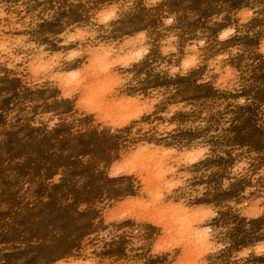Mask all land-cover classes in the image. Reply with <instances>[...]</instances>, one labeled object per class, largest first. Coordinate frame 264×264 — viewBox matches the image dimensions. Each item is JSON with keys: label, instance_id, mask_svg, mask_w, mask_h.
<instances>
[{"label": "bare ground", "instance_id": "6f19581e", "mask_svg": "<svg viewBox=\"0 0 264 264\" xmlns=\"http://www.w3.org/2000/svg\"><path fill=\"white\" fill-rule=\"evenodd\" d=\"M114 1L5 0L10 8L0 6V95L8 97V101L0 99V230L5 220L10 225L18 222L21 236L33 235L43 243L51 242L36 245V249L32 243L20 245L41 257L43 264H100L97 258L109 260L122 246L130 248L129 240L117 236L109 242L105 234L103 239L108 244L102 248L103 255L96 256L82 246L76 251L69 241L61 239L73 236L82 225L83 220L71 214V207L77 210L74 204L110 198L125 212L119 215L113 210V217L107 220L111 224L91 225L88 216L96 214L95 206H91L89 215L79 211L78 216L88 217L87 228L95 234L105 228L137 230L133 235L141 245L135 253L140 264L264 263V240L247 237L238 245L246 230L242 217L259 212V201L248 200L245 184L255 177L259 162L255 158L248 165L233 152L223 155V149L209 147L208 140L198 141L201 133L192 124L162 120L157 131L147 134L143 130L148 122L143 116L157 103L159 93L149 98L144 95L141 74L144 68L153 66V53L157 56L159 50L168 54L174 45L159 40L157 35L145 36L134 24L142 15L141 9L132 8L127 0H116L118 5ZM182 1L201 4L205 9L212 6L210 0ZM180 6L179 0H166L152 11L154 21L160 20L167 34L176 29L170 20ZM161 12H167V16ZM226 27L193 24L188 32L192 40L187 42L184 56L172 58L177 61L169 63L170 69H163L175 79L181 77L173 81L180 94H186L188 82L201 73L199 59L206 56L208 48L200 46L203 39L212 38L222 47L235 43L234 36H226L228 40L222 42L230 34ZM161 71L157 69L156 73ZM158 79L170 85L163 74ZM166 100L162 112L167 116L174 111L172 105L179 107L175 104L179 100ZM56 114L63 123L51 133L45 126ZM14 118L16 121H12ZM111 119H136L144 136L136 138L131 133L126 140L124 132L104 131L103 124ZM36 125L45 128L35 132ZM173 125L176 130H172ZM14 129L21 131L24 142L12 136ZM41 135L45 139L36 140ZM72 141L94 154L88 164L72 158L71 151V157L64 154L61 143L70 145ZM236 141L238 147L249 144L263 156L264 130L253 135L244 130ZM58 173L61 180L56 177ZM33 180L39 183L40 192L26 201L21 190L25 182ZM43 197L48 201L41 202ZM66 198L71 199L72 205H66L69 212L62 201ZM13 229L14 236H20ZM42 235H48L49 240L41 239ZM227 241L232 242L231 247L221 251L222 242L225 245Z\"/></svg>", "mask_w": 264, "mask_h": 264}, {"label": "rangeland", "instance_id": "374dc122", "mask_svg": "<svg viewBox=\"0 0 264 264\" xmlns=\"http://www.w3.org/2000/svg\"><path fill=\"white\" fill-rule=\"evenodd\" d=\"M4 1L5 0L0 2V6L3 5L4 9L7 7L10 8V4L7 2L3 3ZM127 1H130L129 4L132 6V8L136 7L139 10L141 9L142 15L139 16L138 20L134 24L137 23L140 31L143 32L145 36L148 38H155L157 35L159 40H164V42L167 41L174 45L172 52L166 50V52H169L168 54H164L159 50H157V56L153 53V66L150 68V70L148 67L144 68V72L141 74L143 80L140 81L144 95L148 96L149 98L153 94L159 93L157 103L155 105H151L148 113L143 116H146L145 118L148 119L146 128H143V130L146 129L144 131L147 134L155 130L157 131L158 127H160L158 126V121L162 120H167L169 123L170 121L175 123L180 122L184 125L187 124V126L192 124L191 127L197 128L201 133V137H198L197 140L200 141L201 138H203L205 141L208 140L207 142L209 143V147L222 148L223 150L221 154L227 155V153L233 152V154H236L240 159L247 161L248 165H250L251 161H254L256 158L255 161L259 162L256 168V175L253 179L245 181V184L249 192L248 200H252L253 202L257 200L259 201V204L257 205L259 212L246 219L242 217L241 222L245 225L246 230L245 232L242 231L238 245H241L243 239L247 237H257L264 240V152L262 154L263 156H258V153L253 151V147L251 145L246 144L242 147H238V143L236 141V137L244 130L251 135L258 133L260 130H264V0H210L212 1V6L208 9H205L201 4L179 0V2L182 3V6L174 9L176 17L170 20L171 24L174 25L176 29L170 34H167V31L165 30L164 25L160 23V20L155 19L154 21L152 17L153 9L157 7L160 2L166 0H160L159 3L157 2L153 4L144 3V0ZM139 1L142 2V5H138ZM114 5H118L116 0L114 1ZM198 5L199 7H197ZM142 7H145L144 11ZM6 12L10 13L8 10H6ZM161 14L165 17L167 16V12H161ZM197 22H201V24L205 26H210L212 23L217 25L223 24L224 27L227 26L228 28H226L229 29L230 34L225 35L222 38V42L225 43L228 38L234 36L236 37L235 43L231 46L222 47L220 45H216L212 38H207V40L203 39L200 46L207 45L208 48L205 49L206 56L199 59L200 62L198 67L201 69V73L197 75V78H191V82H188L189 84L187 83L189 86L184 90L187 92L189 90L190 91L188 93L186 92V94H184L185 92L180 94V90H178L179 86L174 82L180 81L179 79L181 77L179 76L176 77L177 79H175L174 74H171L169 71L168 73L165 72L167 73L165 74V70L163 69L167 68L168 66L170 69V64L177 61L173 60L172 58L184 56L183 51H185L187 42L192 40L191 37H188V32L192 29L191 27L193 24H197ZM208 33L209 32H204L203 34L206 35ZM165 46L166 45L163 47L165 48ZM200 46L198 47L199 49ZM151 48L153 51V46H151ZM189 68L190 67L188 66L187 69ZM157 69H162L161 72L163 76H165V80H167L170 84L169 86H165L164 82H159L158 76L162 77V74H157ZM176 69L180 70L179 67ZM118 90L119 87L117 86L115 93ZM172 97H175L177 100H179L178 98L180 97L181 100L175 103L179 105V107L172 105L173 108L175 107L174 111H170L166 116L162 112V107L166 104V99H170ZM2 98L7 99L8 97L1 94L0 99ZM234 98L237 100H233ZM6 101H8V99ZM27 115L30 116V113H27ZM116 119L109 120V124L105 122V124H103L104 131L110 129L111 132H124L125 139L130 136L131 133L132 135L135 133L136 138L137 136H144L143 134L145 132L141 130L142 126H138L136 119H128L129 122L127 120L126 122L123 119H121L122 121L120 119ZM13 120L16 121V118L12 119V121ZM115 121H117L118 125ZM123 121L124 123L126 122L124 125H122ZM50 122H47L45 127L48 126L49 132L52 133L55 130H59L63 120L59 114H56L55 117L50 120ZM112 123H115L116 126ZM42 127L36 125L34 131L39 132L45 128L44 126ZM130 127L134 128L135 132H131ZM171 128L172 130H176L174 125ZM1 129L2 126H0V131ZM14 130H16L14 132L15 134H12V136H15L14 138H25L23 137L21 131H18L17 129ZM75 130L78 132L79 127ZM136 130L139 132V134ZM168 132L169 130L166 129L165 133L168 134ZM33 135L34 133L32 132L31 136L33 137ZM45 137V135H41L36 140H43ZM52 137L55 139L56 135L53 134ZM135 137L133 138L135 139ZM133 138L129 142H132ZM24 141L25 140L23 139V142ZM56 142L60 143L59 141ZM61 145V149L64 150L63 152L65 155L68 157L72 156V158L79 159L87 164L90 162V157L92 159L94 157L93 153H90L91 155L88 154L84 146H79V142L72 141L70 145L67 142L61 143ZM69 153L71 156H69ZM60 175L61 174L58 173L56 176L58 180H61L62 178V175ZM26 183L27 182H25L23 185L24 187H22L23 189L21 190V194L24 195V197H26L25 200L28 201L32 200L39 194L40 185L34 180L29 181L28 184ZM70 200L71 199L67 198L62 200L63 204L65 205V209L68 212L69 207L67 206L72 205L69 204L71 202ZM47 201L48 197H43L41 202ZM116 203L113 199L107 198L106 200H95V202L82 200L79 203L74 204L78 205L76 207L77 210H73L71 207V214L74 212L76 218L83 220L82 225L76 228L73 236H66L61 240L69 241L70 247H73V249H76V251H78V249L82 246L85 248V252L89 251L90 255L102 256V248L108 244H105L103 236L106 234L107 241L109 242H112L115 237L121 236L129 240L130 248L126 245L122 246V249L117 252L116 255L111 256L114 258L110 257L109 260H102V258L99 257L97 258V261L100 264H140L137 260L139 258L135 256V253L140 250L141 245L136 243V237L133 235L138 233L136 232L137 230L121 232L115 228H105L106 231L104 229L101 233L95 234L92 230L87 228L88 217V219L91 220V225L97 227L101 222H105L106 224L112 223V221L107 220H111L110 217H113V210L119 215H123V213L125 215L123 209H120V205ZM91 206H95L94 210L96 214L93 217L78 216L79 211V213L83 215H89V212L92 209ZM61 216H64V213ZM3 224V229L2 231L0 230V264H43L44 260L41 259V257H36L32 250H28L27 248H24L20 245L24 243H32L36 249V245L46 246L45 244L51 242L43 243L38 241L37 236L33 235L29 236L28 238L21 236L19 232L22 230V228L18 225V222L15 224L11 223L10 225L9 221L5 220V223L3 222ZM31 224L34 225V223ZM12 229L16 230L20 236H14V233L11 232ZM41 239L48 241L49 237L48 235H42ZM24 240L29 242H24ZM231 244V241H227V243L225 242V245L224 242H222L221 251L231 247ZM154 251L157 250L155 249ZM261 256L264 258V251L261 253ZM143 260L144 259L141 260V263Z\"/></svg>", "mask_w": 264, "mask_h": 264}]
</instances>
